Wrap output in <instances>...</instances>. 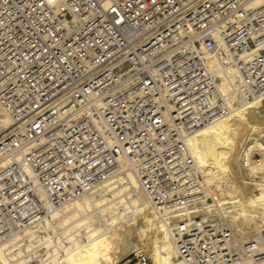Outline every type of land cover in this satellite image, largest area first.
<instances>
[{
    "label": "built area",
    "instance_id": "built-area-1",
    "mask_svg": "<svg viewBox=\"0 0 264 264\" xmlns=\"http://www.w3.org/2000/svg\"><path fill=\"white\" fill-rule=\"evenodd\" d=\"M255 1L0 0V104L15 124L0 146V235L48 210L25 165L55 205L128 172L158 212L193 196L187 140L230 113L217 73L235 66L264 100ZM170 230L187 264H264V232L240 242L215 219ZM148 262L139 250L120 264Z\"/></svg>",
    "mask_w": 264,
    "mask_h": 264
},
{
    "label": "bare ground",
    "instance_id": "bare-ground-1",
    "mask_svg": "<svg viewBox=\"0 0 264 264\" xmlns=\"http://www.w3.org/2000/svg\"><path fill=\"white\" fill-rule=\"evenodd\" d=\"M215 82L230 113L187 140L198 181L193 196L158 212L137 176L128 172L55 205L25 165L48 210L0 235V264H120L130 251L139 250L148 257L146 264H187L178 255L170 227L194 219H215L240 242L258 240L264 232V100L251 98L233 65L218 72ZM14 126L0 104V146ZM20 158L7 157L1 167Z\"/></svg>",
    "mask_w": 264,
    "mask_h": 264
},
{
    "label": "rangeland",
    "instance_id": "rangeland-1",
    "mask_svg": "<svg viewBox=\"0 0 264 264\" xmlns=\"http://www.w3.org/2000/svg\"><path fill=\"white\" fill-rule=\"evenodd\" d=\"M135 240H136V239H135ZM136 241H137V240H136ZM132 252H133V251H130V252L128 253V255H127L128 257H126L124 260L128 259L129 256H130V258H131V254H132ZM32 264H35V262H33Z\"/></svg>",
    "mask_w": 264,
    "mask_h": 264
}]
</instances>
